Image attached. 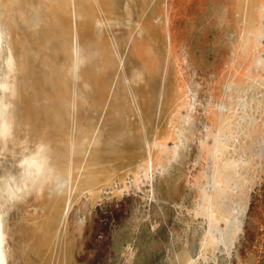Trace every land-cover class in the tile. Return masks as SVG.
<instances>
[{"label":"rangeland","instance_id":"obj_1","mask_svg":"<svg viewBox=\"0 0 264 264\" xmlns=\"http://www.w3.org/2000/svg\"><path fill=\"white\" fill-rule=\"evenodd\" d=\"M116 1L115 15L123 20L109 29L118 63L111 64L108 81L121 101H102L101 71L90 96L82 84L70 88L82 94L85 116L127 129L107 124L97 143L110 161V181L96 195L84 189L72 198L62 231L68 264H264V0ZM249 17L255 25L245 44ZM108 43L112 63L113 39ZM145 62L146 79L139 70ZM152 63L158 67L153 75ZM36 72L23 69L17 76L29 99L15 97L13 132L0 139V174L45 131L56 140L75 124L73 107L35 84L56 76ZM168 81L177 92L165 113ZM151 84L156 106L144 118L134 102ZM181 86L188 98L178 112ZM160 122L171 138L159 131ZM134 127L138 140L132 141ZM119 142L136 144L133 162L114 160ZM155 150L161 154L152 161ZM48 195L45 186L10 205L9 264L40 263L26 246Z\"/></svg>","mask_w":264,"mask_h":264},{"label":"bare ground","instance_id":"obj_2","mask_svg":"<svg viewBox=\"0 0 264 264\" xmlns=\"http://www.w3.org/2000/svg\"><path fill=\"white\" fill-rule=\"evenodd\" d=\"M100 1L101 4H96L95 7H92V1L88 7H81V13L84 14H87L88 9L90 11L94 9L95 17L94 20L90 18L89 21L85 18V20H81L78 24L81 28H88L89 26L90 29L94 25V38L90 37L89 43L87 39L81 41L79 49L81 52L84 46L86 49L88 46L90 47V53L89 55L80 54L79 62L82 67L83 63L94 61L95 67L90 68L89 71L84 69V67L77 71L75 69L76 66H74V69L69 70L62 81L58 80L61 84L56 85L54 92L47 91L46 87H44L45 85L34 82L36 85L43 86L42 90L49 94L50 97L60 96L62 99H65L68 103L69 111L73 107L70 112L73 114L74 126L68 129L64 128L56 136V140L51 138L45 131L39 136V140L33 148L23 150L16 166H13L14 164L12 163L0 174V259H3L5 264H9L10 260H8L9 248L6 220L11 204L22 197L28 196L31 192L35 194L43 192L45 186L49 188L48 199L41 207L42 213L33 217L34 234L28 241L26 249H33L39 255V264H68L70 253L68 252V247H66L67 245H64L62 231L72 198L84 189L88 190L91 195H96L101 188V184L105 181H110L112 177V174L109 173L108 164L110 161H105L103 148L97 143H99L101 136L109 126L118 127L120 133H125L124 129L127 128L120 121H92L91 117L85 116L82 113V108H80L82 107L80 106L82 94L73 92L70 88L73 84L71 75L77 76L80 82H87L88 78L95 82L98 72L111 62L110 51L107 49L110 38L105 30L106 20L103 14L112 12L111 2L109 0ZM12 8H15V6L9 7L8 0H0V139L3 140L13 132L16 122L15 97L17 96L21 101L29 99L23 83L17 80L18 74L24 69V60L16 58L14 55L12 47L9 44L8 26L2 21L4 15L8 17V12ZM63 10L65 11L66 7L60 6L57 9L54 8V13L57 14ZM254 25V19L249 17L243 43L246 44L248 39L251 38L250 32H252ZM135 42H137V38ZM155 72L156 68L154 66L152 75ZM142 73V71L138 72V80L143 78ZM185 87L181 86L178 91V112L183 111L184 104L188 98V92ZM154 92V85L151 84L144 97L135 99L134 103L140 109L141 117L151 118L156 106ZM176 92L168 81L163 100V111L165 113L172 102L175 101ZM102 95L104 97L102 101L105 105L110 104L112 100L111 96L114 95L111 85L105 84L102 87ZM74 106L76 107L74 108ZM30 112V110H27V115ZM256 127H259V125ZM158 128L161 133L164 132L169 138L173 136L164 127V122H160ZM129 129L133 134L130 136L131 140H138L135 136L139 129L136 130L137 128L135 129V127ZM65 140L67 142H63ZM66 144L69 146L68 148ZM133 146H136V144L129 145L128 143L126 145L125 142H119L114 147L117 155L114 160L129 164L132 150L133 154L137 153V150L133 149ZM160 154V150L152 151L151 160L153 161L154 158H158ZM133 161L134 158L131 162ZM102 173H105L104 176H102ZM101 177L103 178L101 179ZM210 208L216 209V206L210 203ZM65 242H68L67 237Z\"/></svg>","mask_w":264,"mask_h":264},{"label":"crops","instance_id":"obj_3","mask_svg":"<svg viewBox=\"0 0 264 264\" xmlns=\"http://www.w3.org/2000/svg\"><path fill=\"white\" fill-rule=\"evenodd\" d=\"M92 1V2H91ZM8 0L9 7L15 6L8 12V17L3 16L2 21L7 24L9 31V44L16 58L24 60V69L31 71H44L49 75H54L56 78L51 81H41L43 85H60L69 70L75 69L79 71L81 68H94V61L83 63L79 62L80 54L89 55L90 47L84 46L80 52L81 41L87 39L89 43L90 37L94 38V25L92 28H81L79 22L90 18L94 20V9H88L87 14L81 13V7H85L92 3V7L96 4L100 5V0ZM112 8L111 13H103L106 20V33L114 41L113 49L115 50V60L108 63L101 69V79L99 85L94 81L87 79V82H80L77 76L71 75L73 83L87 87V94L90 96V90L95 86L111 85L108 81V75L118 58L116 34L110 32V26L113 22L121 23L122 18L116 17L115 7L116 0H109ZM128 0L126 2V5ZM64 6L66 10L55 14L54 8ZM85 12V11H84ZM19 29V31L17 30ZM15 30V31H14ZM77 46V48H76ZM21 52V53H20ZM22 54V55H21ZM21 55V57H19ZM118 63V62H117ZM148 63H142L139 70L144 71V77H149V71L146 68ZM149 65V64H148ZM154 65V63H152ZM157 71V65H154ZM37 73V72H36ZM150 78V77H149ZM106 80V81H105ZM86 89V88H85ZM114 89V88H113ZM112 101L120 96L115 94ZM119 96V97H118ZM117 100V99H116Z\"/></svg>","mask_w":264,"mask_h":264},{"label":"clouds","instance_id":"obj_4","mask_svg":"<svg viewBox=\"0 0 264 264\" xmlns=\"http://www.w3.org/2000/svg\"><path fill=\"white\" fill-rule=\"evenodd\" d=\"M0 264H5V261L3 259H0Z\"/></svg>","mask_w":264,"mask_h":264}]
</instances>
